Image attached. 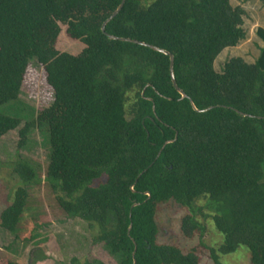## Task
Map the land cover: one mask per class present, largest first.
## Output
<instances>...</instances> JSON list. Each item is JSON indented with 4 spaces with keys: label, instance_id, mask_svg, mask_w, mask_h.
Listing matches in <instances>:
<instances>
[{
    "label": "trees",
    "instance_id": "obj_1",
    "mask_svg": "<svg viewBox=\"0 0 264 264\" xmlns=\"http://www.w3.org/2000/svg\"><path fill=\"white\" fill-rule=\"evenodd\" d=\"M121 2L0 0V140L17 132L19 153L35 130L47 135L44 183L119 264H201L196 250L159 242L157 215L170 203L188 210L185 236L203 235L199 216L210 219L222 236L219 253L244 248L250 264H264V28L256 30L262 45L253 63L231 57L216 71L219 53L246 36L242 7L126 0L104 33ZM62 26L86 46L79 55L57 50ZM108 34L173 53L179 87L199 109L213 107L196 111L181 97L168 55ZM34 61L54 102L26 116L19 98ZM18 153L7 166L18 186L0 212V228L13 235L29 214L30 190L43 182Z\"/></svg>",
    "mask_w": 264,
    "mask_h": 264
},
{
    "label": "rangeland",
    "instance_id": "obj_2",
    "mask_svg": "<svg viewBox=\"0 0 264 264\" xmlns=\"http://www.w3.org/2000/svg\"><path fill=\"white\" fill-rule=\"evenodd\" d=\"M232 6H240L244 10L243 29L246 36L234 47H228L219 53L214 61L216 71H221L223 63L231 57H241L253 63L259 53L262 41L256 34L258 27L264 28V8L261 0H230ZM57 40L56 48L61 53L79 55L86 46L73 40L67 34V27ZM44 68L34 61L27 69L21 88L20 101L25 115L38 113L54 102L52 88L46 80ZM18 134L12 132L0 140V212L8 205L10 194L18 186V179L13 178L7 166L18 153ZM39 168L43 182L40 187H33L29 192V214L24 215L15 235L4 232L0 228V264H69L72 258L81 261L99 260L105 264H119V261L104 248L102 244H94L93 235L87 224L80 219H69L62 212L55 196L44 183L49 163V144L47 135L39 129L31 136L26 149L18 153ZM157 217L161 226L159 242L179 247L183 252L197 251L201 264L214 263L212 249L215 250L222 236L213 225V221L199 216L205 226L203 235L196 232L192 237L182 232V219L188 213L175 203L161 207ZM203 243V244H201ZM44 256V259L37 260ZM220 264H250L248 252L244 248L231 254L215 252Z\"/></svg>",
    "mask_w": 264,
    "mask_h": 264
},
{
    "label": "water",
    "instance_id": "obj_3",
    "mask_svg": "<svg viewBox=\"0 0 264 264\" xmlns=\"http://www.w3.org/2000/svg\"><path fill=\"white\" fill-rule=\"evenodd\" d=\"M125 1L126 0H122L121 4L118 6V8L111 14V16L103 23V26H102V31L104 33H106V25L107 23L113 19L120 11L121 9L123 8L124 4H125ZM109 38L111 39H116V40H122V41H128V42H133V43H137V44H141V45H144V46H147V47H150L156 51H160V52H163L164 54L168 55L170 57V74H171V79H172V82L175 86V88L178 90V92L181 94V97L182 98H189L190 101H191V104H192V107L196 110V111H207L209 109H211L213 106L211 107H208V108H205V109H199L193 99L181 88L179 87L178 83H177V80H176V75H175V69H174V66H175V56L173 53H171L170 51L166 50V49H163V48H160L156 45H153V44H150V43H147V42H144V41H140V40H137V39H133V38H129V37H118V36H115V35H111V34H108ZM169 141H167L168 143ZM136 206V205H135Z\"/></svg>",
    "mask_w": 264,
    "mask_h": 264
},
{
    "label": "crops",
    "instance_id": "obj_4",
    "mask_svg": "<svg viewBox=\"0 0 264 264\" xmlns=\"http://www.w3.org/2000/svg\"><path fill=\"white\" fill-rule=\"evenodd\" d=\"M263 28V27H262Z\"/></svg>",
    "mask_w": 264,
    "mask_h": 264
}]
</instances>
